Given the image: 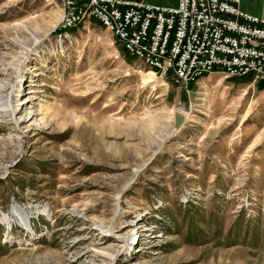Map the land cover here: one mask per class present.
Wrapping results in <instances>:
<instances>
[{
    "label": "rangeland",
    "instance_id": "rangeland-1",
    "mask_svg": "<svg viewBox=\"0 0 264 264\" xmlns=\"http://www.w3.org/2000/svg\"><path fill=\"white\" fill-rule=\"evenodd\" d=\"M62 16L0 0V97L19 108L0 106V264H264V90L218 72L178 86Z\"/></svg>",
    "mask_w": 264,
    "mask_h": 264
},
{
    "label": "built area",
    "instance_id": "built-area-1",
    "mask_svg": "<svg viewBox=\"0 0 264 264\" xmlns=\"http://www.w3.org/2000/svg\"><path fill=\"white\" fill-rule=\"evenodd\" d=\"M241 2L62 0L58 27L68 31L98 20L136 61L187 89L212 72L257 86L264 84V16L245 11Z\"/></svg>",
    "mask_w": 264,
    "mask_h": 264
},
{
    "label": "bare ground",
    "instance_id": "bare-ground-1",
    "mask_svg": "<svg viewBox=\"0 0 264 264\" xmlns=\"http://www.w3.org/2000/svg\"><path fill=\"white\" fill-rule=\"evenodd\" d=\"M57 24L55 25V27L57 26ZM19 41L24 45V47H26V50L28 49V53L31 52V51L38 52L39 51L38 47H39V45L42 44V40L38 36L37 32H33L31 34L30 38H28V39H26L24 41H21V40H19ZM26 56H27V54H26ZM26 56L23 57V59H20V58L16 57V58H14V61L10 63L12 65V67L14 69V72L17 75L18 78H20V77L22 78L23 75H24V72H25V69H26V66H25V60L27 59ZM151 72H153V71H151ZM8 85H4L3 90H6ZM21 86L22 85H20L19 87H21ZM12 87H14V86L12 85ZM19 92H20V88L19 89L16 88V90L14 91V93H16L17 96L19 95ZM13 97H12L11 94L10 95H3V96L0 97V106L3 107L4 109H6L5 111L7 113H9L10 116H14L15 113L19 110V108L13 107ZM11 106H12V108H11ZM164 142H165V140L163 141V143ZM138 172L139 171L137 170L134 173L133 178L128 182V184L125 186V188L128 187L131 183H133V181L136 178V175H138L137 174ZM13 212L16 215L20 216V218L22 220V223L26 227L29 226V223H30V215H29V213H25L24 211H22L21 209L17 208L16 206L13 207ZM108 230L109 231H113V226H110V228Z\"/></svg>",
    "mask_w": 264,
    "mask_h": 264
},
{
    "label": "trees",
    "instance_id": "trees-1",
    "mask_svg": "<svg viewBox=\"0 0 264 264\" xmlns=\"http://www.w3.org/2000/svg\"><path fill=\"white\" fill-rule=\"evenodd\" d=\"M95 20V19H94ZM95 21H98V20H95ZM101 25H102V23L100 22V21H98ZM79 26H81V24L79 25ZM103 26V25H102ZM78 27V26H77ZM74 28H76V27H74ZM74 28H71V29H69V30H73ZM68 30V31H69ZM117 38V37H116ZM118 39V38H117ZM119 40V39H118ZM119 42H120V40H119ZM120 44L122 45V43L120 42ZM122 49H123V52H124V55L126 56V57H129L131 60H133V61H135L136 59L133 57V56H131L130 55V53L127 51V49L122 45ZM230 79H238V80H241V81H248L246 78H230ZM194 84L195 83H192L190 86L191 87H193L194 86ZM258 86H259V89L260 90H264V84L263 83H259L258 84Z\"/></svg>",
    "mask_w": 264,
    "mask_h": 264
},
{
    "label": "crops",
    "instance_id": "crops-1",
    "mask_svg": "<svg viewBox=\"0 0 264 264\" xmlns=\"http://www.w3.org/2000/svg\"><path fill=\"white\" fill-rule=\"evenodd\" d=\"M152 1V0H149ZM152 2L157 3V4H170V5H176L178 3V0H153ZM242 8L246 7V2L244 3V0L241 2ZM260 16H264V14H261Z\"/></svg>",
    "mask_w": 264,
    "mask_h": 264
},
{
    "label": "water",
    "instance_id": "water-1",
    "mask_svg": "<svg viewBox=\"0 0 264 264\" xmlns=\"http://www.w3.org/2000/svg\"><path fill=\"white\" fill-rule=\"evenodd\" d=\"M184 121H185L184 116H182V115H177V116L175 117V126H176V128H177V129L180 128V127L182 126V124H183Z\"/></svg>",
    "mask_w": 264,
    "mask_h": 264
}]
</instances>
